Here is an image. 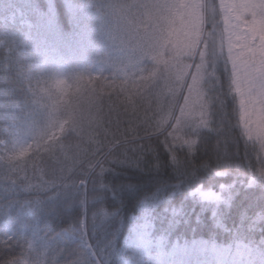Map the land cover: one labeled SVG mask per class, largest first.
Segmentation results:
<instances>
[{"label": "clouds", "instance_id": "1", "mask_svg": "<svg viewBox=\"0 0 264 264\" xmlns=\"http://www.w3.org/2000/svg\"><path fill=\"white\" fill-rule=\"evenodd\" d=\"M102 2L117 56L98 71L55 69L19 36H0V178L36 192L85 184L157 146L179 166L203 133L230 127L264 182V80L252 100L238 63L244 21L229 14L231 0ZM204 166L229 172L221 160Z\"/></svg>", "mask_w": 264, "mask_h": 264}, {"label": "trees", "instance_id": "2", "mask_svg": "<svg viewBox=\"0 0 264 264\" xmlns=\"http://www.w3.org/2000/svg\"><path fill=\"white\" fill-rule=\"evenodd\" d=\"M103 8L102 0H0V36L21 29L45 64L95 72L117 56ZM12 10L13 20L4 24ZM22 18L30 25L21 27ZM133 155L84 177L85 184L39 192L0 178V264L21 256L30 264H155L138 258L131 245L145 220L163 247L242 242L264 255V182L253 174L256 161L240 134L230 127L203 133L198 154L179 166L162 146ZM217 160L227 175L204 166Z\"/></svg>", "mask_w": 264, "mask_h": 264}, {"label": "rangeland", "instance_id": "3", "mask_svg": "<svg viewBox=\"0 0 264 264\" xmlns=\"http://www.w3.org/2000/svg\"><path fill=\"white\" fill-rule=\"evenodd\" d=\"M1 20L4 24L12 21L13 10L2 16ZM19 25L28 26L30 22L27 18H22ZM241 27L246 28V25ZM9 31L4 35L5 37L19 36L23 40L29 37L28 32L21 29ZM49 62L52 63L49 66L62 70L53 60ZM150 224L145 220L133 233L131 239L132 249L140 259L149 257L155 264H264V255L242 242L221 246L213 242L195 240L163 247L161 238L151 237Z\"/></svg>", "mask_w": 264, "mask_h": 264}, {"label": "snow or ice", "instance_id": "4", "mask_svg": "<svg viewBox=\"0 0 264 264\" xmlns=\"http://www.w3.org/2000/svg\"><path fill=\"white\" fill-rule=\"evenodd\" d=\"M229 14L244 21L238 41V63L246 75V87L255 100L264 80V9L257 0H231Z\"/></svg>", "mask_w": 264, "mask_h": 264}]
</instances>
